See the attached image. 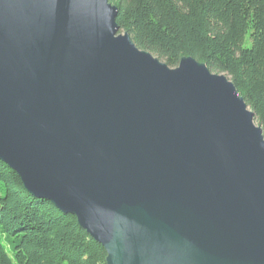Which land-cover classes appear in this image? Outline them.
Segmentation results:
<instances>
[{"label":"water","instance_id":"water-1","mask_svg":"<svg viewBox=\"0 0 264 264\" xmlns=\"http://www.w3.org/2000/svg\"><path fill=\"white\" fill-rule=\"evenodd\" d=\"M110 0H0V161L107 264H264V135L227 76L119 34Z\"/></svg>","mask_w":264,"mask_h":264},{"label":"trees","instance_id":"trees-1","mask_svg":"<svg viewBox=\"0 0 264 264\" xmlns=\"http://www.w3.org/2000/svg\"><path fill=\"white\" fill-rule=\"evenodd\" d=\"M119 34L172 69L184 58L225 75L264 135V0H110ZM0 264H107L105 249L0 161Z\"/></svg>","mask_w":264,"mask_h":264}]
</instances>
